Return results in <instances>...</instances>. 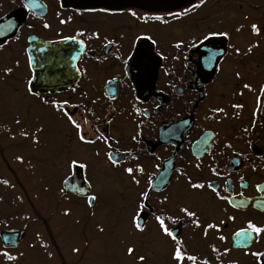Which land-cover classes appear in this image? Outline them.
Here are the masks:
<instances>
[{
    "label": "flooded vegetation",
    "instance_id": "af4514ba",
    "mask_svg": "<svg viewBox=\"0 0 264 264\" xmlns=\"http://www.w3.org/2000/svg\"><path fill=\"white\" fill-rule=\"evenodd\" d=\"M65 1L27 0L30 7L26 9L25 0H0V20L10 12L19 20L13 32L0 35V100H12L14 95L40 100L26 91L27 80L32 79L25 51L31 37L58 42L62 36L82 32L75 41L68 40V51L75 61L64 80L73 83L56 90L44 89L39 95L48 100H68L67 110L81 124L85 137L94 141L79 142L62 111L44 104V110L58 114L59 135L53 156L44 158L28 140L30 131L25 138L21 131L2 127L0 120V166L8 170L17 202L25 197L32 213V217L22 219L26 223L38 221L44 227V164H50L56 168L58 179L56 188H51L57 197L54 207L69 221L80 241L79 252H73L77 253L74 264L86 257L108 260L114 230L120 231L124 244L134 248L132 256L125 253L130 264H175L171 252L176 241L159 230L154 216L160 214L176 220L173 223L166 219L165 223L177 234L182 250L197 258L184 264H203L205 260L208 264H264V260L258 262L250 254L264 252V232L253 233L251 238L234 235L249 221L264 227V192L256 189L257 184L264 185V93L260 91L264 85V0H205L178 19L167 13L191 8L198 0L170 10L130 6L109 8L111 13L88 12L85 9L106 7L67 6ZM128 9L137 17L161 15L166 23L132 17ZM45 23L49 26L44 27ZM253 23L259 28L258 34L251 30ZM210 31L228 33L226 37H210L224 44V54L215 63L200 61L203 55L197 50ZM93 32L99 38L93 37ZM138 36H150L149 41H155L154 52L161 57L151 95L137 96L128 73ZM178 40L183 43L175 47ZM250 45L252 51L248 52ZM48 65L46 59L44 68ZM199 66L203 73L197 76ZM5 67L13 70L7 76L3 73ZM100 134L108 138L107 144L97 139ZM15 144L22 151L7 158L4 150ZM106 153L113 154L120 163L113 166ZM17 155L23 157V162L16 160ZM69 156L86 162L87 169H69L65 163ZM136 165L143 172L137 171ZM128 167L133 168L132 175L124 172ZM178 168L183 175L176 171ZM72 175L75 192L64 187V181ZM189 178L205 187L192 189ZM209 182L232 204L218 199L207 187ZM141 192H147L141 213L142 232L132 226L130 219ZM90 195L97 196L92 207L87 203ZM180 207H187L196 216H185ZM64 209L69 210L68 215L63 214ZM193 219L199 220L200 227L192 223ZM208 223L219 225V230L208 229L205 236ZM97 225L104 231H98ZM21 229L26 233L24 239L16 247L5 249L7 252L21 249L28 232L26 225ZM140 255L145 257L142 262L136 259ZM60 259L67 263L62 255Z\"/></svg>",
    "mask_w": 264,
    "mask_h": 264
},
{
    "label": "rangeland",
    "instance_id": "374dc122",
    "mask_svg": "<svg viewBox=\"0 0 264 264\" xmlns=\"http://www.w3.org/2000/svg\"><path fill=\"white\" fill-rule=\"evenodd\" d=\"M11 99L0 100V120L2 127L7 126V129L10 127L19 132L21 130H27L31 132V136L36 132L37 128L43 127V132L38 133L40 143L36 145L32 143V146L34 151H41L40 153L44 158L52 157L59 140L58 114L51 110H44V104L34 97L24 100L14 95ZM9 108L10 111H8ZM16 120H20V124H17ZM25 127L28 128L25 129ZM6 128L4 130H7ZM28 140L30 141L31 138ZM20 151H22L20 145L15 144L14 147L10 145L4 150V155L10 158L15 152L18 153ZM52 160L55 161V159ZM0 173L12 184L5 166H0ZM57 180L56 168L53 165L44 164V185L46 186L43 198L44 227L38 221L28 220L26 223L25 219H22V216L27 214V217H32L30 207H26L27 204H25L26 198L21 197V202L17 205L14 203L17 200L13 193L15 192L14 187L12 185L10 187L0 185V219L4 218L5 221L7 220V226L0 225V230L9 227L21 228L23 225H26L28 231L21 249L14 250L13 252L9 251L11 255L17 258L13 261L5 260L3 255H1L0 264H63L60 259L61 255L67 262L65 264H74L77 253H73L72 248L78 247L80 241L76 238L72 225L68 224L69 221L63 219L54 207L57 203V197L51 192V188H56ZM47 185L50 189L47 188ZM45 210L48 212L45 213ZM70 218L72 221L71 216ZM66 219H69V217ZM58 229L60 230L59 234L57 233ZM120 235L119 230L113 231L112 239L109 242L112 254L108 257V260H94L91 257H86L79 264H130V261H127L125 255L128 246L123 243Z\"/></svg>",
    "mask_w": 264,
    "mask_h": 264
},
{
    "label": "water",
    "instance_id": "95a60500",
    "mask_svg": "<svg viewBox=\"0 0 264 264\" xmlns=\"http://www.w3.org/2000/svg\"><path fill=\"white\" fill-rule=\"evenodd\" d=\"M192 0H66L65 5L71 6H89L106 7L111 9H120L124 7L135 6L150 10H167L179 8ZM14 12H10L6 17L0 20V35H7L13 32L19 20L16 21ZM2 39V38H0ZM70 41L60 40L58 42H44L34 37L29 39L27 48L28 57L32 58V87L34 91L44 92V89L56 90L58 87L73 83L64 80L74 69L73 55H70L68 47ZM221 45V47L219 46ZM223 42L214 38L204 40L197 48L203 58L200 61L211 60L216 62L224 54ZM47 53V58H44ZM47 59L48 66L44 68V61ZM57 62L59 66H55ZM161 65V57L154 52L153 44L148 39L141 38L137 41L132 57L128 65V73L133 83V88L137 96L153 94L157 69ZM200 65V64H199ZM203 73L199 66L197 76ZM264 118V108H263ZM75 176L72 175L64 181V187L69 192H75ZM81 182V181H80ZM25 231L14 229H2L0 239L2 247H16L24 238ZM7 238V239H6Z\"/></svg>",
    "mask_w": 264,
    "mask_h": 264
},
{
    "label": "snow or ice",
    "instance_id": "6c2138e0",
    "mask_svg": "<svg viewBox=\"0 0 264 264\" xmlns=\"http://www.w3.org/2000/svg\"><path fill=\"white\" fill-rule=\"evenodd\" d=\"M204 2H205V0H198V3L192 4L191 5V8H184L181 11H176V12H171L170 11V12L167 13V16H169V17H171L173 19H178L181 16L185 15L186 13H188L190 10H194L196 8H199ZM24 7L26 9L30 7V5L27 2V0H25V2H24ZM85 11H88V12L111 13V10L109 8H99V9L89 8V9H85ZM128 14L131 15L132 17H136L138 19H144V20L152 19V20H155V21H160L162 23H166V21L164 20V18L161 15H153L151 17H148L147 14H145L144 17H137V13L135 11H133L132 9H128ZM60 22L61 23H65L64 20H61ZM48 26L49 25L47 23H45L44 27H48ZM29 27H31V26L29 25ZM250 27H251V30H252V32L254 34H258L259 33V28H258V26L255 23L251 24ZM237 30H239V29H237ZM80 35H83V33L82 32H78L76 36H62L61 39L62 40H65V41H67V40H73V41H75L77 39V36H80ZM92 36L99 38V34L97 32H93L92 33ZM213 36H224V37H226V36H228V33L227 32H211L210 31V32H208L207 35H205L203 37V39L207 40V39H209L210 37H213ZM141 38L148 39V40H151L152 39L150 36H146V37H140V36H138V37H136V39H141ZM80 43H81V45H83V41H80ZM107 43L111 44L112 41H107ZM152 43L155 44V41L153 40ZM182 43H183V41L178 40L176 42V44H175V47H180ZM2 47H3V45L0 44V48H2ZM252 47H253V45H250L249 46L248 52H251L252 51ZM25 51H27V49H25ZM236 52H237V54H239V49H236ZM72 59L74 60L75 57H73ZM17 63H19V62H17ZM32 67H33V61H32V58L29 57L28 58V68L31 69ZM12 71L13 70L10 67H5L3 69V73H4L5 76L9 75ZM236 75H237V77H239V73H236ZM244 87L250 89V85H248V84H245ZM26 91H27V94L28 95H35V96H37L42 101L43 104L50 105L53 109L58 110V111H62V116L67 119V122L75 130V137H76V139L79 142H81L83 144H92V143H94V141L92 139H87L85 137V134L83 132V129H82L81 124L79 122H77V120L73 118L72 113L67 110L68 100L65 99L63 101H58V100H48V99H45L43 96H40L39 93H35L33 91L32 79L31 78H29L27 80V88H26ZM72 91H75V89H72ZM260 91L262 93H264V85H261L260 86ZM257 100L259 102L260 97H257ZM72 107H76V106L73 105ZM233 107L240 108V107H242V105H233ZM213 111L214 112H221V111H223V109H213ZM16 123L17 124H20V120H16ZM85 123H87V121H85ZM97 131H99V130L97 129ZM41 132H43V127L37 128L36 129V132L32 134L31 140H32V143L34 145L40 143V140L38 138V133H41ZM20 135L23 136V137H25V138H28L29 137V132L26 131V130H21ZM97 139H103V141H104L105 144L108 143V138L107 137H104L103 134H100L99 136H97ZM133 139H135V137H133ZM97 155H99V152H97ZM106 156H107L108 161L113 166H117L120 163L119 159L117 157H115L113 154L106 153ZM16 160L23 162V157L20 156V155H17L16 156ZM65 163H66V165H67V167L69 169H71V168L87 169V167H88V165H87L86 162H82L80 159H78L76 157H72V156L67 157ZM136 169H137V171L143 172V168L140 165H136ZM176 171L178 173H180L181 175H183L181 169L178 168V169H176ZM212 171H213L214 174H218V173L215 172V169H212ZM124 172L128 173L129 175H132L133 168H131V167L125 168L124 169ZM132 179H133V182L134 183L139 184V181L135 178V176H132ZM2 183H4L5 185H7L8 184V181L7 180H3ZM188 184H189V186L192 189H202V188L205 187V184L204 183H201V182L193 183L192 180H191V178L188 179ZM151 187H152V183H151V179H150L149 180V188H151ZM207 187L212 192H214L216 194V196H217L218 199L227 200L229 204H232V201L229 200L228 197L221 196L220 195L218 189L216 187H214L211 182H209L207 184ZM256 189H257L258 192H264V185L257 184L256 185ZM83 191L84 190L81 189V192H83ZM60 192L63 193L64 192V188H61L60 189ZM139 196H140V201H139L138 204L134 205V207L132 209L133 214L131 215L130 219H131L132 226L137 231H141L142 232L143 231V224L141 222V220H142L141 213H142L143 208L145 207V203L144 202L147 199V192H141L139 194ZM96 199H97V196L96 195H90V196H88V198H87L88 206L89 207H92L93 206V202ZM232 206L233 207H236L237 205L233 204ZM179 211L181 213H183L185 216L190 217V218L196 216V213L194 211H190L187 207H180L179 208ZM63 214L64 215H68L69 214V210L68 209H64V213ZM166 219L172 220L173 223L176 222V220L174 218H172L171 216L165 217V215H163V214L155 215L154 216V220L156 221L159 230L163 234L167 235L168 237H171V239L173 241H176L175 247H174V249L171 252V258H172V260L175 261V264H184V261L185 260L195 262L196 259H197L195 256L188 255L186 251L182 250L181 242L177 240V234H174L173 231L166 225V223H165ZM229 219H234V217H229ZM192 223L196 227H200V223H199V220L198 219H193ZM220 223L223 224L224 222L221 221ZM213 228L219 230V225L214 224V223H208V224H206L205 225L204 235L207 236L208 229H213ZM97 229L100 232H103L104 231V228L101 227L100 225H97ZM261 232H264V227H258L255 224H253L251 221H249L247 223V227L245 229L238 230L237 233H235L234 235H243V236H245L247 238H251V235L253 233L256 234V235H259ZM220 239L223 240L224 237L221 236ZM79 250L80 249L77 248V247H73L72 248V251L73 252H79ZM212 251L213 252H216L217 251L214 246L212 247ZM224 251L227 252L228 250L225 249ZM126 252H127V254L129 256H132V254L134 253V248L131 247V246H128L126 248ZM0 254H2L7 260H15L17 258L16 256L11 255L7 251H3ZM246 254H248V253H246ZM250 254L252 256L256 257L257 260H258V262L264 260V252L257 251V252H252ZM49 255H51V254L49 253ZM136 259L142 262V261L145 260V257L143 255H140V256H137ZM203 264H208V261L207 260L203 261ZM232 264H234V262H232Z\"/></svg>",
    "mask_w": 264,
    "mask_h": 264
},
{
    "label": "trees",
    "instance_id": "16d2710c",
    "mask_svg": "<svg viewBox=\"0 0 264 264\" xmlns=\"http://www.w3.org/2000/svg\"><path fill=\"white\" fill-rule=\"evenodd\" d=\"M3 180H7V179L0 178V183L3 184V185H5L4 183H2ZM7 181H8V180H7ZM9 186H10V183H9V181H8V184L6 185V187H9ZM0 225H1V226H7V220L5 221L4 218H1V219H0ZM1 251L3 252V251H5V249L2 248Z\"/></svg>",
    "mask_w": 264,
    "mask_h": 264
}]
</instances>
